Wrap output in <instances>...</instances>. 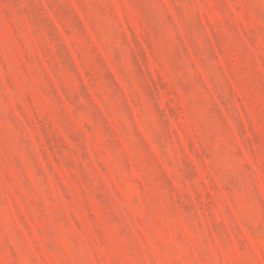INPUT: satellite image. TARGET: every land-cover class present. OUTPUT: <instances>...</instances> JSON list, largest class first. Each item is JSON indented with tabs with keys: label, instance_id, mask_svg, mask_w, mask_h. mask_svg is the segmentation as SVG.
<instances>
[{
	"label": "rangeland",
	"instance_id": "obj_1",
	"mask_svg": "<svg viewBox=\"0 0 264 264\" xmlns=\"http://www.w3.org/2000/svg\"><path fill=\"white\" fill-rule=\"evenodd\" d=\"M0 264H264V0H0Z\"/></svg>",
	"mask_w": 264,
	"mask_h": 264
}]
</instances>
